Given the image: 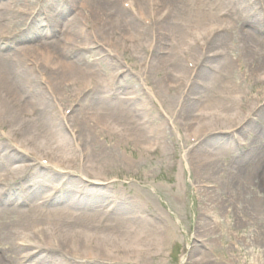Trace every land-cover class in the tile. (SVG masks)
I'll use <instances>...</instances> for the list:
<instances>
[{
  "label": "bare ground",
  "instance_id": "bare-ground-1",
  "mask_svg": "<svg viewBox=\"0 0 264 264\" xmlns=\"http://www.w3.org/2000/svg\"><path fill=\"white\" fill-rule=\"evenodd\" d=\"M42 1L0 0V203L15 199L11 206H0V264H138V255H146L151 248L145 235L152 234L160 242L164 230L125 204H116L117 197L106 193L107 185L90 181L94 170L104 167L98 161H81L80 147L84 143L89 150L99 148L98 143L104 142L100 137L118 141L139 137L147 142L138 141L136 154L155 155L159 151L154 147L164 139V131L149 116L146 105L151 94L146 79L142 82L146 89L125 82L123 89L139 90L140 94L120 97L125 102L117 100V94L111 92L113 83L100 78L105 74L101 61L111 69L110 52L106 49L105 55L100 54L97 48L83 43L89 60L84 54L75 56L73 48L79 47L74 39L78 37L72 38L74 31L70 30L93 24L99 32L115 36L119 49L133 47L149 36L157 37L154 50H147L148 59L168 65L166 59L156 57L169 55L163 46L165 27L175 30L203 25L217 16L230 19L228 22L236 27L239 19L233 18L238 14L235 5L249 0H82L65 24L58 20L67 15L72 0H46L45 6ZM134 9L141 22L148 25L137 22L131 14ZM160 11V16L154 17ZM243 18L248 21V14ZM261 21L252 19L248 23L256 29ZM256 31L242 34L243 52L264 61V36ZM51 32L53 38H46ZM42 34L46 36L8 51L19 41ZM172 36L174 42L182 40L189 45L194 59L203 63L200 67L208 70L205 58H200L202 53L210 57L206 45L218 41L213 38V29L205 33L190 29L184 36L176 30ZM53 41L56 47L50 49ZM219 41L223 43L224 39ZM193 46L198 49L193 51ZM233 63L230 59L222 72ZM207 74L191 71L188 76H202L204 80ZM178 86L168 84L167 91L181 88ZM229 87L228 91L237 85ZM97 103L99 107L94 106ZM82 104L86 108L78 112ZM177 105L188 112L187 101ZM159 113L156 118L164 121V113ZM80 133L87 137L83 143ZM256 169L254 164L246 167L231 185L240 202L254 210L256 204L261 206L259 194L250 189ZM28 181L33 184L27 185ZM59 193L62 200L54 202ZM157 248L163 250L162 245ZM24 249L33 250L22 252ZM47 250L57 254L56 261L45 260Z\"/></svg>",
  "mask_w": 264,
  "mask_h": 264
},
{
  "label": "rangeland",
  "instance_id": "rangeland-1",
  "mask_svg": "<svg viewBox=\"0 0 264 264\" xmlns=\"http://www.w3.org/2000/svg\"><path fill=\"white\" fill-rule=\"evenodd\" d=\"M81 1L72 0L69 10L67 5V15L62 16L59 23L69 21ZM42 3L45 6L46 0ZM235 8L238 14L233 18L239 19L236 27L228 22L230 19L218 16L203 25L182 29L179 26L175 30L165 27L167 35L163 46L169 55L161 53L156 57L166 59L168 65H158L148 59L147 50H154L157 37L149 36L133 47L119 49L115 36L110 32H99L93 24L70 30L74 31L72 38L78 37L74 39L79 47L73 48L75 56L84 54L89 60L90 54L82 49L83 43H86L85 47L97 48L100 54L105 55L106 49L110 52L111 69L101 61L105 74L100 78L113 83L111 92L117 94V100L124 101L120 97L131 93L140 94L139 90L123 89L125 82L146 89L142 83L146 79L151 94L146 105L149 116L164 131V139L154 147L159 153L149 156L136 154L138 141L147 142L145 138L118 141L100 137L99 140L104 142L98 143L99 148L89 150L83 143L86 135L82 132L79 135V141L83 143L81 161H98L104 167L95 169V176L88 179L107 185L106 193L117 197L116 204H125L129 210L147 216L156 228L160 226L164 230L160 242L152 234L145 235L151 248L146 255L135 254L138 264H264V61L244 54L242 36L252 29L264 36V0L240 2ZM161 13L154 17L158 18ZM131 14L143 27L148 25L141 22L136 9ZM245 14H248V21L243 18ZM252 19L262 20L259 28L251 27L248 22ZM190 29H196L198 33L213 29L216 34L213 38L218 41L206 45L211 56L204 57L202 53L203 58H200L201 61L205 58L207 71L200 67L203 63L194 59L189 45L182 40H173L174 31L178 30L184 36ZM53 34L19 41L8 51L13 52L19 45L36 41L40 36L52 39ZM49 47L55 48L56 43L53 41ZM192 48L193 51L198 49L197 46ZM220 53H226V56ZM237 57L239 59L235 61ZM230 59L234 60L232 67L222 72ZM191 71L208 74L202 80V76L189 77ZM110 75L114 77L110 78ZM168 84H177L181 88L167 91ZM232 84L237 88L228 91L230 87L227 89V86ZM111 92L107 94L111 95ZM186 101L189 109L184 113L177 104ZM80 106L78 112L86 105ZM94 106L99 107L100 103ZM159 112L164 113V121L156 118ZM71 151L76 152L73 148ZM251 164L257 169L251 176L250 189L258 193L261 200V206L256 204L255 210L241 203L231 186L238 181L241 171ZM95 173L101 176L97 177ZM30 182L27 185L33 184ZM58 195L61 194H57L54 202L62 200ZM33 198L38 199V196ZM14 200H3L0 206H11ZM160 245L162 251L157 248ZM48 250L45 260L56 261L57 254Z\"/></svg>",
  "mask_w": 264,
  "mask_h": 264
}]
</instances>
